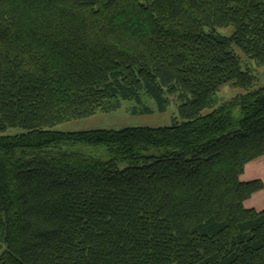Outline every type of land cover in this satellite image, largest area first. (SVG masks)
Listing matches in <instances>:
<instances>
[{"label":"trees","instance_id":"trees-1","mask_svg":"<svg viewBox=\"0 0 264 264\" xmlns=\"http://www.w3.org/2000/svg\"><path fill=\"white\" fill-rule=\"evenodd\" d=\"M236 50L264 67V0H0V264H264L240 179L264 85ZM144 98L178 118L54 130Z\"/></svg>","mask_w":264,"mask_h":264},{"label":"rangeland","instance_id":"rangeland-1","mask_svg":"<svg viewBox=\"0 0 264 264\" xmlns=\"http://www.w3.org/2000/svg\"><path fill=\"white\" fill-rule=\"evenodd\" d=\"M231 28L221 29V34H230ZM236 53L240 55L243 67H248L255 78L254 88L264 85V67H259L250 59L241 55L238 50ZM243 93L242 90L226 85L214 96L215 108L222 102H226L234 98L236 95ZM143 103L151 109V114H138L136 112V104L134 101L120 102L119 107L108 113H97L92 117L71 121L55 126L54 130L64 132H81L91 130H114L119 131L125 128L144 127V128H163L171 125L173 118H178V102L170 99L169 106L164 113L157 112L152 101L147 98L143 99ZM207 112V111H206ZM19 129H9L7 135H15L20 133ZM254 181V180H253ZM250 182V181H248ZM245 208L254 209L245 205ZM255 210V209H254Z\"/></svg>","mask_w":264,"mask_h":264},{"label":"crops","instance_id":"crops-1","mask_svg":"<svg viewBox=\"0 0 264 264\" xmlns=\"http://www.w3.org/2000/svg\"><path fill=\"white\" fill-rule=\"evenodd\" d=\"M242 182L260 180L264 185V156L246 165L244 174L241 176ZM254 208L256 211L264 209V188L262 191L254 194L245 204Z\"/></svg>","mask_w":264,"mask_h":264}]
</instances>
